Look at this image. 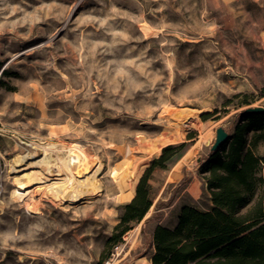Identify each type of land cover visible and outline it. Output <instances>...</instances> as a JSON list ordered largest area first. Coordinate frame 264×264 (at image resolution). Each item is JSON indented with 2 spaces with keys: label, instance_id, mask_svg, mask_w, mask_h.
Returning <instances> with one entry per match:
<instances>
[{
  "label": "rangeland",
  "instance_id": "rangeland-1",
  "mask_svg": "<svg viewBox=\"0 0 264 264\" xmlns=\"http://www.w3.org/2000/svg\"><path fill=\"white\" fill-rule=\"evenodd\" d=\"M0 67V264H152L154 227L208 206L216 129L264 105V0H0ZM182 144L150 173L145 218L115 244L132 201L117 202L115 170L128 160L136 195L151 160ZM69 152L89 159L88 172L72 170L97 190L68 201L42 180L13 193L21 156L51 158L60 175L49 179L67 183L57 160Z\"/></svg>",
  "mask_w": 264,
  "mask_h": 264
},
{
  "label": "trees",
  "instance_id": "trees-1",
  "mask_svg": "<svg viewBox=\"0 0 264 264\" xmlns=\"http://www.w3.org/2000/svg\"><path fill=\"white\" fill-rule=\"evenodd\" d=\"M7 74L5 69L1 76ZM238 116L242 121L228 131V139L203 164L208 206L184 205L174 227L156 226L152 264H264V156L257 154L264 142V112ZM184 148L185 144L167 146L151 160L115 227V244L152 207L150 173L155 168L168 170ZM161 218L155 213L147 221Z\"/></svg>",
  "mask_w": 264,
  "mask_h": 264
},
{
  "label": "bare ground",
  "instance_id": "bare-ground-1",
  "mask_svg": "<svg viewBox=\"0 0 264 264\" xmlns=\"http://www.w3.org/2000/svg\"><path fill=\"white\" fill-rule=\"evenodd\" d=\"M49 148L54 149L55 146L50 145ZM74 151H76V150H74ZM124 155L128 156L129 150H125ZM32 156H33L32 154H27V155L21 156L19 159H17V161L19 162V164L17 166H20L21 169L17 171V173H19L20 175L15 179L16 188H15V190H13V193L17 194L20 197V199H21V197L26 195V193H24V192L26 190L27 191L29 190L28 188L31 184H33L34 182H37V181H38L37 184L42 183L43 182L42 180H44V181L54 180V181L51 182L50 184H48L46 187H41V186L39 187L38 186L40 190H43L44 188H46L45 190L48 193H50L56 197H59L63 200H65L64 198H67L68 201L69 200L77 201V199H80L79 197H80L81 193H87V192L90 193V192H94L95 190L98 189L97 186L87 187V184H89V183H87V179L85 178V180L82 179L79 181L76 178L77 175L74 174V172L72 170L74 168H78L79 170H80V168L83 170H86V168L90 165L91 162L83 154L78 155V154H74L71 152L69 154V156H67L66 159L62 158V159L57 160L59 163L63 164V166L65 165L66 168L68 169L67 174L69 176L64 177L65 180L68 179L67 183H64V179H49L48 176H57L58 177L60 175L58 172L55 173L56 170H54L55 169L54 166H56L55 165L56 163H53V160H51V158L49 159L46 157H42L40 160H38L36 162L26 163L25 160L32 157ZM127 162H128V160H124V162L122 163V167ZM122 167L120 166V168H117L115 170V172L113 171L114 174L116 175L115 182L118 184V187H119V193L116 196L117 202H127V201L132 200V198H134V183H135V179H136L135 178L136 174L134 175V173H133L134 170L129 174H125ZM60 172H61V170H60ZM44 175H46V176H44ZM73 178H74V180L77 179V181H74ZM130 179H131V181H130ZM178 179H179V173L175 170L172 171V173L170 174V180L175 181ZM78 187H81L83 189L79 190ZM41 194L43 195V193H41ZM85 195L87 196V194H85ZM28 196H29V194H28ZM17 200H19V199H17ZM27 206H29V205H27ZM28 210L32 211V212H36V210L31 209V208H28Z\"/></svg>",
  "mask_w": 264,
  "mask_h": 264
},
{
  "label": "water",
  "instance_id": "water-1",
  "mask_svg": "<svg viewBox=\"0 0 264 264\" xmlns=\"http://www.w3.org/2000/svg\"><path fill=\"white\" fill-rule=\"evenodd\" d=\"M4 71V68L0 71V75ZM264 112V105L258 106V107H251L248 106L242 110L241 113H263ZM229 133L222 127H219L216 129V136H215V141L212 144L210 148V152H215L218 150L222 144L228 139ZM200 159L196 160V163H199Z\"/></svg>",
  "mask_w": 264,
  "mask_h": 264
},
{
  "label": "crops",
  "instance_id": "crops-1",
  "mask_svg": "<svg viewBox=\"0 0 264 264\" xmlns=\"http://www.w3.org/2000/svg\"><path fill=\"white\" fill-rule=\"evenodd\" d=\"M199 182V181H198ZM202 182H203V185H204V191L207 193V190H206V185H205V183H204V180L202 179ZM200 183V182H199ZM196 187V183L194 184V185H192V188H195ZM192 195H195V194H192ZM134 196H135V194H134ZM132 200H133V198H132ZM177 224V220H176V223L172 226V227H174L175 225ZM157 225H162V224H157ZM156 225V226H157ZM156 226L154 227V229H153V232H154V230H155V228H156ZM162 226H164V225H162Z\"/></svg>",
  "mask_w": 264,
  "mask_h": 264
}]
</instances>
